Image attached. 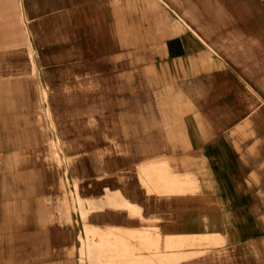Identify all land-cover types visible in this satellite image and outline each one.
I'll use <instances>...</instances> for the list:
<instances>
[{
  "label": "crops",
  "instance_id": "1",
  "mask_svg": "<svg viewBox=\"0 0 264 264\" xmlns=\"http://www.w3.org/2000/svg\"><path fill=\"white\" fill-rule=\"evenodd\" d=\"M119 5L143 25L145 32H135L136 37L156 36L151 41L167 66L224 67V80L250 78L264 91V0H0V110L18 107L10 103L19 100L17 85L23 80L26 22L35 37L40 21L57 19L58 13L68 14L66 19L75 13L80 20H94L104 6L115 13ZM190 20L208 21L209 43ZM201 43L221 60L203 51ZM31 55L29 51L33 68ZM163 73L171 79V72ZM230 90L225 83L224 90L208 95L188 93L173 79L165 81L161 95L171 102L159 105L160 140L145 141L140 151L132 152V161L111 163L109 176L84 188L82 204L75 205L73 193L81 227L64 225L62 235L49 245L55 246V255L42 263L103 261V251L116 249L109 240L93 243L89 234L87 238L97 225L106 230L131 227L133 238L119 234L115 246L128 241L133 264H264V156H249L253 142L229 135L233 120L249 111L264 116V105L259 108L256 102L253 110L255 103ZM181 96L184 102L178 103ZM15 127L0 124V132L18 131ZM255 131L264 132V124ZM102 194L104 201L96 205L86 199ZM63 206L68 216L70 204Z\"/></svg>",
  "mask_w": 264,
  "mask_h": 264
},
{
  "label": "rangeland",
  "instance_id": "2",
  "mask_svg": "<svg viewBox=\"0 0 264 264\" xmlns=\"http://www.w3.org/2000/svg\"><path fill=\"white\" fill-rule=\"evenodd\" d=\"M100 12L94 20H80L75 13L66 19L68 14L58 13L57 19L40 21V35L35 37L25 24L23 80L17 85L19 100L10 103L18 107L0 110V124L18 126V131L0 132V264H44L55 255V246L49 245L62 235L64 225L81 227L83 217L72 206L73 193L75 205L82 204L84 188L109 176L111 163L132 161V152L140 151L145 141L160 140L159 105L171 102L161 95L165 81L173 79L188 93L203 95L224 90L227 83L233 95L255 103L251 109L258 108L256 102L259 108L264 105L257 80H224V67L167 66L151 41L156 36L144 40L134 35L145 32L135 14L122 5L115 13L107 6ZM197 22L190 20L209 43L208 21ZM201 44L203 51L221 60L220 54ZM163 69L171 72V79L164 77ZM182 98L176 101L183 103ZM252 115L249 111L233 120L229 135L253 142L249 156H264V143H256L264 142V132L255 131L257 124H264V116ZM86 199L96 205L93 202L104 201V195ZM63 202L70 204L68 216ZM93 226L87 238L89 234L93 243L109 240L116 250L103 251V261L86 263L133 264L128 260L133 258L128 241L115 246L119 234L133 238L131 227Z\"/></svg>",
  "mask_w": 264,
  "mask_h": 264
}]
</instances>
